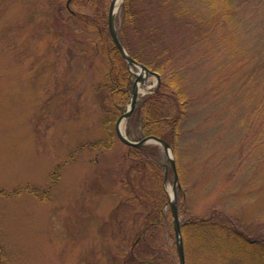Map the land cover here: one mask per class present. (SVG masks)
<instances>
[{"label":"rangeland","instance_id":"1","mask_svg":"<svg viewBox=\"0 0 264 264\" xmlns=\"http://www.w3.org/2000/svg\"><path fill=\"white\" fill-rule=\"evenodd\" d=\"M226 1L228 19L220 28L212 0H175L167 11L152 6L164 37L150 55L160 63L169 47L167 66H178L191 98L173 148L181 221L222 212L264 239V0ZM180 4L182 19L173 13ZM68 8L89 14L74 0H0L5 264H126L143 217L122 182L128 144L113 136L109 149L89 146L106 137L96 97L105 58L101 46L94 47L96 32ZM120 20L119 9L118 27ZM135 79L132 74L131 91ZM157 80L148 74L145 84L154 88ZM130 138L142 137L133 128ZM173 183L171 169L164 182L168 199ZM166 225L171 247L176 240Z\"/></svg>","mask_w":264,"mask_h":264},{"label":"trees","instance_id":"2","mask_svg":"<svg viewBox=\"0 0 264 264\" xmlns=\"http://www.w3.org/2000/svg\"><path fill=\"white\" fill-rule=\"evenodd\" d=\"M110 1L74 0L87 7L89 14L68 8L71 14L80 16L86 28L96 32L94 47L99 50L101 46L105 58V69L96 88V97L105 114L101 126L106 137L88 144L92 148L102 146L109 149L112 137L118 138L115 124L127 110L133 82L128 63L109 32ZM172 1L175 3V0H123L118 32L129 54L161 75L156 90L136 102L127 121V135L130 137L135 128L141 137L156 135L176 149L175 143L181 135V123L191 98L181 72L177 70L178 66H167L172 61L169 47L166 45L161 50L163 60L160 63L155 62L150 55L151 47L164 37L162 27L152 20L151 7L157 5L163 10L167 7L171 9ZM212 4L217 6L214 15L220 28L224 21L227 22L225 9L229 3L226 0H212ZM176 7L174 16L182 19L181 13L186 11L185 6L180 4ZM204 18L200 19L201 24H207ZM201 27L202 33L208 29L205 25ZM159 153L160 148L156 144L141 147L127 145L124 157L129 164L122 182L128 188L130 200H134L143 210V217L128 252H125L126 264H178L176 244L170 247L165 238L167 221L171 228L170 237L173 238L175 234L171 212L165 210L169 204L164 187L166 165L161 163ZM28 189L36 192L35 188ZM3 190L0 189V194H6ZM181 229L187 264H228L231 259H239L244 264H264V239L248 235L222 212L189 218L181 223ZM192 249L194 254L190 255ZM0 257H3L1 248ZM0 264L5 263L1 260Z\"/></svg>","mask_w":264,"mask_h":264},{"label":"water","instance_id":"3","mask_svg":"<svg viewBox=\"0 0 264 264\" xmlns=\"http://www.w3.org/2000/svg\"><path fill=\"white\" fill-rule=\"evenodd\" d=\"M117 0H112L109 6V12H108V25H109V30L111 34V38L115 44V46L119 49L127 63L129 64L130 67H136L138 68V72L133 73L136 75V79L134 81L131 95H130V101H129V106L126 112H124L122 115L119 116L117 119L116 125H115V130L118 135V137L126 144L132 145L135 147H141L143 145H146L148 143H156L162 146L164 151L166 152L167 155V164L168 162L170 163L173 173H174V183H173V188H172V193L170 194V208H171V213H172V219H173V227H174V232H175V238H176V249L178 253V258H179V264H186V253H185V247H184V242H183V236H182V230H181V219L179 215V209H178V203H177V184H178V170H177V165H176V160L173 155V148L169 142L166 140L156 136V135H147L141 138L140 140H133L131 139L125 130V124L122 127V124L127 122L128 118L131 116L135 104L138 100V95L140 93L139 89L137 88V82L141 81L145 83L146 76L148 74H154L157 76V86L160 83L161 80V75L152 69H150L147 65L139 62L135 58H133L125 48L124 44L122 43L118 30L115 26V3ZM123 0H120L118 10L121 8ZM151 88L150 91H154L156 88ZM166 164V177L168 176V165Z\"/></svg>","mask_w":264,"mask_h":264},{"label":"bare ground","instance_id":"4","mask_svg":"<svg viewBox=\"0 0 264 264\" xmlns=\"http://www.w3.org/2000/svg\"><path fill=\"white\" fill-rule=\"evenodd\" d=\"M119 2L120 0H117V2L115 3V26L118 30V26L116 25V20H117V14H118V6H119ZM109 16V15H108ZM108 28H109V25H108ZM110 32V30H109ZM119 33V32H118ZM111 35V34H110ZM112 39V38H111ZM149 86H147L145 83L141 82V81H138L137 82V88L139 89V91L142 93V92H145L146 89H149L148 88ZM125 122L122 124V127L124 126ZM169 205V204H168ZM170 207V205H169Z\"/></svg>","mask_w":264,"mask_h":264}]
</instances>
